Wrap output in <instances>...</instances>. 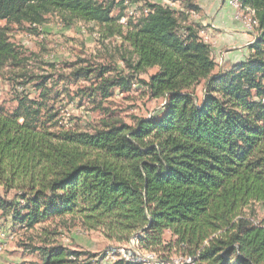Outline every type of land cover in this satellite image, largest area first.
Wrapping results in <instances>:
<instances>
[{
  "label": "trees",
  "instance_id": "trees-1",
  "mask_svg": "<svg viewBox=\"0 0 264 264\" xmlns=\"http://www.w3.org/2000/svg\"><path fill=\"white\" fill-rule=\"evenodd\" d=\"M180 1L183 11L148 4L125 27L122 15L112 17L114 2L0 0V22L7 23L0 28V73L23 54L10 26L37 33L58 15L119 36L136 73L157 69L145 84L166 100L157 117L134 127L103 121L92 134L40 129L42 107L26 100L13 115L0 108V187L20 190L12 201L0 194L4 217L22 229L71 217L124 246L138 235L142 252L166 261L173 256L158 251L168 248L170 233L174 256L191 257V264H264V214L250 209L264 205V0H241L255 11L259 35L249 58L227 71H217L203 28L190 22L198 7ZM131 85L108 79L96 92L108 98L111 89ZM81 256L59 249L45 254V264H83Z\"/></svg>",
  "mask_w": 264,
  "mask_h": 264
},
{
  "label": "rangeland",
  "instance_id": "rangeland-1",
  "mask_svg": "<svg viewBox=\"0 0 264 264\" xmlns=\"http://www.w3.org/2000/svg\"><path fill=\"white\" fill-rule=\"evenodd\" d=\"M99 1L114 2L112 17L118 19L122 15L119 24L125 27L131 20L136 22L148 4L176 11H181L184 4L180 0ZM2 27H7L5 21L0 22ZM107 35L97 24H68L58 15L49 16L37 33L11 25L10 40L23 54L20 64L7 66L0 73V108L6 115H13L21 101L39 104L42 111L37 125L53 133L92 134L102 128L103 121H121L134 127L139 119L159 116L166 100L156 98L145 84L157 69L136 73L130 67L133 60L129 46L119 36ZM119 78L130 79L131 87L117 86L108 98L96 92L104 81ZM204 91L202 82L195 90L198 102ZM43 93L47 94L46 99ZM19 191L0 187V194L7 201H12ZM251 208L261 219L264 205ZM13 222V218L0 213V264H45V254L59 249L81 254L83 264H118L109 254L124 246L107 240L100 232L87 231L80 220L71 217H48L33 229H22ZM80 231L84 233L79 235ZM164 239V247L168 248L158 253L173 256L171 260L179 262L180 257L174 256L179 254L176 238L166 233Z\"/></svg>",
  "mask_w": 264,
  "mask_h": 264
},
{
  "label": "crops",
  "instance_id": "crops-1",
  "mask_svg": "<svg viewBox=\"0 0 264 264\" xmlns=\"http://www.w3.org/2000/svg\"><path fill=\"white\" fill-rule=\"evenodd\" d=\"M192 3L198 7L199 14L195 20L191 18V24L203 28L214 42L212 56L217 71H227L245 62L249 58L251 37L234 20L226 0H192Z\"/></svg>",
  "mask_w": 264,
  "mask_h": 264
},
{
  "label": "built area",
  "instance_id": "built-area-1",
  "mask_svg": "<svg viewBox=\"0 0 264 264\" xmlns=\"http://www.w3.org/2000/svg\"><path fill=\"white\" fill-rule=\"evenodd\" d=\"M228 6L231 8L233 13V18L236 22L241 25V28L245 34L251 37V41L248 44L251 46L256 41L260 28L259 21L257 19L256 13L253 9L244 7L241 0H226ZM147 13V11H146ZM198 14L191 13V18L196 19ZM203 41L210 45L213 49L214 42L204 31L201 33ZM264 102V101H263ZM84 232L80 231L78 234L82 235ZM139 236H134L128 245L112 249L109 254L113 260L125 261L127 263L133 264H191L193 259L191 257H180L179 262L166 261L158 258L153 253H144L139 249ZM3 252V247H0V254Z\"/></svg>",
  "mask_w": 264,
  "mask_h": 264
}]
</instances>
